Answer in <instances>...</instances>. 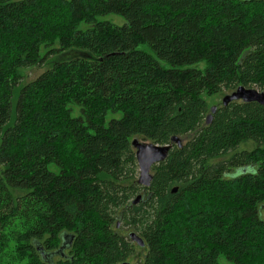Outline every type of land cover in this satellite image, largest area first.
<instances>
[{
  "label": "trees",
  "instance_id": "obj_1",
  "mask_svg": "<svg viewBox=\"0 0 264 264\" xmlns=\"http://www.w3.org/2000/svg\"><path fill=\"white\" fill-rule=\"evenodd\" d=\"M239 86L264 91V0H0V264L63 233L52 264H264V106L206 122ZM172 137L139 186L131 141Z\"/></svg>",
  "mask_w": 264,
  "mask_h": 264
},
{
  "label": "water",
  "instance_id": "obj_2",
  "mask_svg": "<svg viewBox=\"0 0 264 264\" xmlns=\"http://www.w3.org/2000/svg\"><path fill=\"white\" fill-rule=\"evenodd\" d=\"M242 102V103H257L261 106H264V91H260L255 88H246L244 86L237 87L233 92L223 96L221 104L223 107H226L232 102ZM217 110V106H212L210 108V113L207 115L206 122L210 123L212 120V115ZM172 144L180 147L181 140L178 137H172L171 144L167 145H158L148 142L139 141L138 139H133L131 145L135 150V157L138 165V178L137 184L141 187L148 188L151 184L153 175L152 168L162 162H164L172 148ZM177 188L173 189L175 192ZM143 199V195H137L133 201V205H137ZM117 226H119L117 224ZM128 238L134 242L137 246L143 247V240L135 233H129ZM73 235L63 233L62 234V243L58 250L47 253L41 247H38L37 250L45 263L52 264V258L54 256L60 255L65 250H68L73 242ZM121 264H130L128 262H122Z\"/></svg>",
  "mask_w": 264,
  "mask_h": 264
},
{
  "label": "rangeland",
  "instance_id": "obj_3",
  "mask_svg": "<svg viewBox=\"0 0 264 264\" xmlns=\"http://www.w3.org/2000/svg\"><path fill=\"white\" fill-rule=\"evenodd\" d=\"M98 20L99 21H107V22H110V23H112V24H114L116 26H122V25L125 24V19L122 16L117 15V14H108V15L99 17ZM81 28H85V25H82ZM45 52H46V49L42 48L41 49V54H44ZM62 57L63 56L58 57L57 60H60ZM162 65H165V63H162ZM49 67L50 66L44 64V65H42L41 67H38V68H24V69H22L21 73L23 75V82L26 83V82H30V81L34 80L38 75H40L42 72L47 70ZM194 67L191 66L189 68H194ZM198 67L202 68V65H199ZM186 68H188V67H186ZM225 95H226V93L221 94V95H215V96H212V97H205V100H206V102L208 104V107L211 108L212 106L221 105V100H222L223 96H225ZM110 117H111V115H109V118ZM119 117H120V114L115 115V118H119ZM248 170L250 172V171L254 170V168H248ZM243 171H244V169L237 170V174H239L240 172H243ZM233 172L234 171H232V173ZM137 178H138V170H137V173H136V179ZM140 194H143V191H141ZM258 216H259L260 219L264 220V205L260 206L258 208ZM119 229H120L121 234L127 236V238H128L129 233L133 232V231L129 230L128 227H124V226L120 227V225H119ZM67 256H70L69 252H67ZM58 259H60V258H56L55 257L54 261L56 262ZM126 262H128L130 264H136L137 260L136 259H130V260L126 261Z\"/></svg>",
  "mask_w": 264,
  "mask_h": 264
},
{
  "label": "flooded vegetation",
  "instance_id": "obj_4",
  "mask_svg": "<svg viewBox=\"0 0 264 264\" xmlns=\"http://www.w3.org/2000/svg\"><path fill=\"white\" fill-rule=\"evenodd\" d=\"M66 251V252H65ZM63 253H60V255H58V256H54L53 258H52V262L54 261V258L56 257V258H66L67 257V252H68V250H65ZM45 252V251H44ZM47 253H51V252H47Z\"/></svg>",
  "mask_w": 264,
  "mask_h": 264
}]
</instances>
